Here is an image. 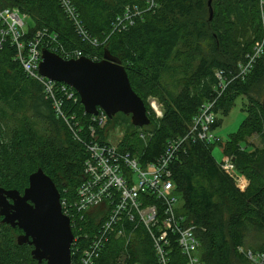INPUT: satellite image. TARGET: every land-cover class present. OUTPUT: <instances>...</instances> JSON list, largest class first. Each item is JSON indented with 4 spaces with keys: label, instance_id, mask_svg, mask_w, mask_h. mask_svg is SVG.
I'll return each mask as SVG.
<instances>
[{
    "label": "trees",
    "instance_id": "16d2710c",
    "mask_svg": "<svg viewBox=\"0 0 264 264\" xmlns=\"http://www.w3.org/2000/svg\"><path fill=\"white\" fill-rule=\"evenodd\" d=\"M72 2L85 29L102 43L100 47L80 39L59 0H0V7L17 9L33 20V26L27 24L26 42L44 30L47 40L55 37L53 46L64 58L65 53L80 50L89 59L97 57L98 62L107 50L121 60L133 90L146 105L151 124L135 127L131 116L118 113L109 119L106 129L96 132L105 142L116 125L127 124L119 148L130 152L143 167L157 163L170 141L188 133L202 105L216 96V72L234 74L263 36L258 0H213L212 17L209 0H157L154 12L145 13L122 32H114L118 18L140 0ZM43 47L52 50L46 42ZM257 86H264V54L247 79L232 82L218 103V114L227 115L236 99L248 97L247 116L238 132L225 143L185 142L171 165V178L180 198L177 216L184 228L196 227L203 264H250L241 249L259 251L264 247V101L251 96ZM75 95L76 100L61 97L71 130L56 114L43 86L25 73L11 38L6 39L0 51L2 188L24 194L30 176L42 169L62 199L75 201L85 179L88 146L93 140L92 115L85 112L76 91ZM150 97L162 103L163 118L158 119L149 108ZM137 134L145 135L143 144L132 140ZM253 136L259 139V146L248 144ZM216 145L224 156L234 159L238 173L248 179L245 192L220 168L213 153ZM150 198L161 213V202ZM110 208L106 202L87 215L82 223V252L107 219ZM2 220L0 216V264H47L33 258V246L19 245L23 234L19 228ZM125 230L130 243L113 237L94 264H158L152 236L145 226L127 223ZM169 239L170 264H188L178 245L179 235L171 233ZM79 260V255H72V264H80Z\"/></svg>",
    "mask_w": 264,
    "mask_h": 264
},
{
    "label": "built area",
    "instance_id": "2783aa9c",
    "mask_svg": "<svg viewBox=\"0 0 264 264\" xmlns=\"http://www.w3.org/2000/svg\"><path fill=\"white\" fill-rule=\"evenodd\" d=\"M59 3L75 26L80 39L92 47H100L102 43L85 29L72 0H59ZM258 8L263 28L262 39L256 43L253 52L246 56V60L238 64L234 74L229 76L221 70L216 72L218 79L216 96L202 105L184 137L169 142L165 153L157 163L143 167L135 156L130 152L122 151L109 139L101 142L96 130L106 129L109 117L102 110L98 115H92L91 136L93 140L88 146L89 157L85 162V179L78 188L75 201L70 202L67 198H61L62 211L70 219L74 234L72 255L80 256V264H94L113 237L126 239L128 245L130 235L128 236L125 230L127 223L136 224V226L143 225L150 232L158 264H170L168 248L171 245L169 239L171 233L179 235L178 245L188 264H203L199 256L201 244L196 237V227L184 228L181 224L182 218L177 216L180 198L176 194V187L171 178V165L176 153L185 142L214 143L221 140L214 131L219 118L218 103L232 82H244L247 79L257 61L264 54V0H258ZM156 9L157 0H140L139 5H134L132 9L129 8L122 17L118 18L114 32L127 30L135 24L138 18H141L145 13L154 12ZM25 19L27 16L22 15L17 9L0 7V24L2 25L0 51L6 39L11 38L17 48V60L21 63L25 73L43 86L44 94L48 100H51L56 114L63 118L72 130V125L64 114L61 97L76 100L75 91L66 84L43 77L39 72L45 42L52 46L53 53L61 56L58 48L53 46L55 37L47 40L45 38L46 31L39 30L26 42L28 25ZM65 54L67 55L65 58L61 57L66 60L85 57L80 50L73 54ZM71 55L74 57L69 58ZM96 59L97 57H95ZM151 107L158 119L163 118L156 103ZM141 137L143 138L145 135H141ZM219 164L220 168L235 182L237 188L245 192L249 181L238 173L234 159L224 156L223 161ZM143 195L146 197L141 198ZM150 196L161 202V213L158 206L151 203ZM106 202L111 207L107 219L94 233L93 238L82 252L80 243L81 238L85 236L81 235L83 233L82 223L87 219L89 213ZM86 237L88 238V236ZM241 252L245 254L250 264H264V247L259 251L241 249Z\"/></svg>",
    "mask_w": 264,
    "mask_h": 264
},
{
    "label": "water",
    "instance_id": "95a60500",
    "mask_svg": "<svg viewBox=\"0 0 264 264\" xmlns=\"http://www.w3.org/2000/svg\"><path fill=\"white\" fill-rule=\"evenodd\" d=\"M212 2L209 0L211 17ZM39 72L49 80L73 88L89 115H98L102 110L112 119L123 113L131 116L135 127L151 124L146 105L133 90L127 70L107 50L101 61L94 62L87 57L66 60L43 49ZM0 216L4 224L23 232L18 243L33 246L36 261L72 264L71 221L62 211L58 188L42 169L30 176L24 194L0 186Z\"/></svg>",
    "mask_w": 264,
    "mask_h": 264
},
{
    "label": "rangeland",
    "instance_id": "374dc122",
    "mask_svg": "<svg viewBox=\"0 0 264 264\" xmlns=\"http://www.w3.org/2000/svg\"><path fill=\"white\" fill-rule=\"evenodd\" d=\"M25 22L30 26L34 25L33 20L31 18L25 19ZM251 96L254 97L255 100H257L256 98H259L260 100L264 101V86H257L254 89L253 93L251 92ZM247 98L248 97H240L236 99L235 103L233 104L232 110L227 115L222 112H220V115L218 114V119H220V122L218 127L214 131L217 137H219L222 142L225 143L231 135L237 133L241 124L246 119L247 113L245 112V106L248 104ZM154 103L158 105V108L163 115L164 107L162 103L158 100V98L150 97L148 99L149 108L152 109L151 105ZM127 127V124L118 126L116 125V128L114 127L115 129L109 132L108 139L113 142V144L119 147V144L123 141L126 136ZM132 140L138 145L144 143V139L140 137V134H137L132 137ZM248 144L259 146L260 141L256 136H253L249 139ZM213 153L217 162L221 163L224 159L222 148L219 145H216Z\"/></svg>",
    "mask_w": 264,
    "mask_h": 264
},
{
    "label": "bare ground",
    "instance_id": "6f19581e",
    "mask_svg": "<svg viewBox=\"0 0 264 264\" xmlns=\"http://www.w3.org/2000/svg\"><path fill=\"white\" fill-rule=\"evenodd\" d=\"M144 128V127H143Z\"/></svg>",
    "mask_w": 264,
    "mask_h": 264
}]
</instances>
